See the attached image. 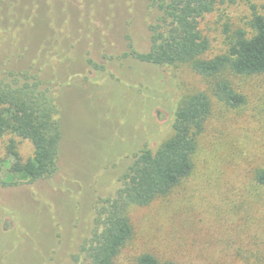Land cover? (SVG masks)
<instances>
[{"label": "rangeland", "instance_id": "obj_1", "mask_svg": "<svg viewBox=\"0 0 264 264\" xmlns=\"http://www.w3.org/2000/svg\"><path fill=\"white\" fill-rule=\"evenodd\" d=\"M255 11L264 15V0L228 1L202 19L207 56L224 52L236 29L251 31ZM154 18L148 0H0V78L31 71L54 80L63 127L52 177L0 185V264H80L96 206L116 194L134 155L173 134L186 95L211 93L188 65L125 55L149 50ZM232 82L246 103L232 108L211 94L191 175L133 209L134 236L118 264H138L143 253L174 264H264V186L255 181L264 167V74ZM19 150L32 152L26 141Z\"/></svg>", "mask_w": 264, "mask_h": 264}, {"label": "trees", "instance_id": "obj_2", "mask_svg": "<svg viewBox=\"0 0 264 264\" xmlns=\"http://www.w3.org/2000/svg\"><path fill=\"white\" fill-rule=\"evenodd\" d=\"M148 1L155 12L149 25V50L131 47L125 55L160 68L188 65L211 93L186 95L176 110L173 134L157 148L145 146L134 155L116 194L96 206L92 236L76 257L80 264H118L134 236L133 209L167 197L191 175L199 137L212 113L211 94L232 108L240 107L247 99L232 79L264 74L263 14L255 11L251 31L236 29L228 48L208 57L211 41L201 30V21L217 6L235 0ZM60 89L39 72L17 71L0 78V185L35 182L57 172L63 140ZM21 141L31 147L26 158L19 150ZM255 181L264 186V167L256 171ZM137 263L174 264L150 253L139 255Z\"/></svg>", "mask_w": 264, "mask_h": 264}]
</instances>
